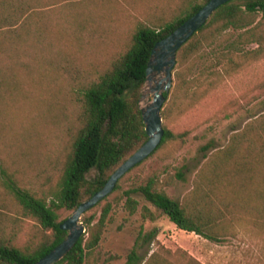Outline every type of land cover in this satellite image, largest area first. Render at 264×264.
Returning <instances> with one entry per match:
<instances>
[{"label":"trees","instance_id":"obj_1","mask_svg":"<svg viewBox=\"0 0 264 264\" xmlns=\"http://www.w3.org/2000/svg\"><path fill=\"white\" fill-rule=\"evenodd\" d=\"M122 1L126 0H0V141L8 132L3 110L14 99L27 98L24 79L39 66L42 72H48V65H54L57 72L66 76L68 84L65 82L63 91L60 86L55 95H62L61 100L73 108L67 150L57 178L47 190L22 185L18 172L8 171L0 162V264H33L61 242L66 231L59 225L66 217L60 219L58 211L72 212L91 197L146 141L139 98L151 48L208 0H180L176 8L158 18V23H138L126 46L94 77L84 81L81 73L70 70L72 59L60 45L66 39L75 45L91 43L92 36L95 39L106 29L114 30L116 21L108 19L105 9L110 3L122 5ZM54 6L58 12L51 20ZM52 24L58 27L56 37L51 32ZM230 30L237 31L235 37L219 42ZM263 57L264 0L225 2L178 49L172 86L164 92L162 116L167 111L182 113L225 77ZM197 62L202 67L195 77L192 72ZM31 82L32 79L27 83ZM47 105L51 106L49 102ZM163 130V137L151 154L174 138L165 125ZM204 157L194 186L182 201L167 194L164 187L168 181L155 177L121 190L119 182L126 172L112 192L92 208L120 190L129 214H134L139 204L133 194H140L177 228L211 241L233 235L235 228L244 223L254 224L264 233V112L235 130L225 146ZM91 170L95 173L88 178ZM178 176L182 177V173L178 172ZM111 207V202L106 201L96 222L95 213L86 214L92 208L82 215L88 237H81L57 264H87V257L102 237ZM141 216L156 218L147 205H142ZM24 219L35 221L44 234L39 242L20 247L13 241ZM142 236L144 242H152L156 230ZM144 258L134 247L124 264H142ZM143 264L166 263L152 252Z\"/></svg>","mask_w":264,"mask_h":264},{"label":"rangeland","instance_id":"obj_2","mask_svg":"<svg viewBox=\"0 0 264 264\" xmlns=\"http://www.w3.org/2000/svg\"><path fill=\"white\" fill-rule=\"evenodd\" d=\"M179 1L126 0L121 2L122 5L110 3L105 11L108 19L116 21L114 30L106 29L107 32L95 39L92 36L91 43L75 45L67 39L61 43L60 48L72 59L70 70L81 73L84 81L94 77L110 58L126 46L138 23H158V18L176 8ZM56 6L51 20L58 12ZM57 31L58 27L52 24L51 32L55 37ZM235 34L237 31L230 30L219 38V42H229ZM201 67L200 62L195 63L192 75L198 77ZM41 69L39 66L26 81L24 79L27 98H16L3 110L8 132L0 141V162L5 163L8 171L18 172L22 185L45 191L56 180L66 153L67 129L73 108L68 101L61 100L62 95H55L60 86L63 91L65 82L68 84L66 76L57 72L54 65H48V72ZM30 79L32 82L28 84ZM205 82L206 78L203 79L204 85ZM263 82L264 57L225 77L182 113L167 111L166 116H162V126L169 128L174 138L127 172L119 182L121 190L155 177L168 181L164 187L167 194L182 201L194 186L198 169L206 159L204 156L225 146L235 130L242 129L246 122L264 112ZM48 102L51 106L47 105ZM208 145L209 149H204ZM94 173L91 170L87 177L91 178ZM133 197L139 202L134 214H129L124 208L125 198L120 190L86 213H95L96 222L102 205L106 201L112 204L102 237L87 257V264H124L126 255L134 247L145 256L142 264L152 252L160 255L166 264H196L192 258L201 264H264V233L256 225H238L233 235L215 242L177 228L140 194H133ZM142 205L155 212V220L141 216ZM70 213L64 209L58 211L60 219ZM154 229L156 238L152 242H144L142 234ZM43 234L35 221L24 219L13 242L23 247L27 243L39 242ZM87 237L86 232L84 239Z\"/></svg>","mask_w":264,"mask_h":264},{"label":"water","instance_id":"obj_3","mask_svg":"<svg viewBox=\"0 0 264 264\" xmlns=\"http://www.w3.org/2000/svg\"><path fill=\"white\" fill-rule=\"evenodd\" d=\"M227 1L229 0H208L172 32L153 44L146 66L145 83L139 98V107L147 134L146 141L112 172L102 188L79 203L60 223L59 226L66 231V236L33 264H57L62 260L86 234V226L81 220L82 215L112 192L117 181L147 158L159 145L164 133L161 114L165 101L164 92H168L172 86V72L176 64L177 51L206 23L215 9Z\"/></svg>","mask_w":264,"mask_h":264}]
</instances>
